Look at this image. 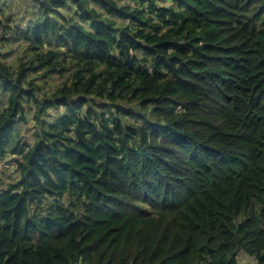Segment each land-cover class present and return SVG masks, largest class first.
<instances>
[{
	"label": "trees",
	"instance_id": "16d2710c",
	"mask_svg": "<svg viewBox=\"0 0 264 264\" xmlns=\"http://www.w3.org/2000/svg\"><path fill=\"white\" fill-rule=\"evenodd\" d=\"M8 5L0 264H264V0Z\"/></svg>",
	"mask_w": 264,
	"mask_h": 264
},
{
	"label": "rangeland",
	"instance_id": "374dc122",
	"mask_svg": "<svg viewBox=\"0 0 264 264\" xmlns=\"http://www.w3.org/2000/svg\"><path fill=\"white\" fill-rule=\"evenodd\" d=\"M9 14L15 15L17 14V7L8 5L4 11H1L0 8V21L5 24L6 20L9 18ZM17 18V16L15 17ZM19 19V18H18ZM19 21V20H18ZM17 21V22H18ZM12 49L17 48V44H13L11 46ZM58 84H61V80L58 77H53L50 82V89H54ZM13 170L12 166H7L6 161H0V182L4 181H13V178L10 176L11 171ZM240 264H253L252 260H245L244 262L240 261Z\"/></svg>",
	"mask_w": 264,
	"mask_h": 264
},
{
	"label": "built area",
	"instance_id": "2783aa9c",
	"mask_svg": "<svg viewBox=\"0 0 264 264\" xmlns=\"http://www.w3.org/2000/svg\"><path fill=\"white\" fill-rule=\"evenodd\" d=\"M1 32H2V29L0 27V35H1ZM252 260L253 261V264H256L255 261L253 260V258H250V257H243L241 258V262H244L245 260Z\"/></svg>",
	"mask_w": 264,
	"mask_h": 264
}]
</instances>
